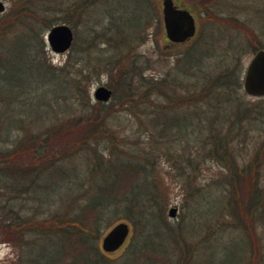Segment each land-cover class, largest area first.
<instances>
[{"label":"rangeland","instance_id":"374dc122","mask_svg":"<svg viewBox=\"0 0 264 264\" xmlns=\"http://www.w3.org/2000/svg\"><path fill=\"white\" fill-rule=\"evenodd\" d=\"M2 1L4 10L0 12V17L12 8L8 1ZM76 1L78 0H58L61 4L54 12L53 23L68 24L76 36L77 49L73 51L76 59L79 60V51L84 48V67H97L96 72L91 70L92 73L84 76L81 74L84 78L77 80L78 85L89 93L92 102L96 101L93 93L98 86H106L112 90L108 103L114 102L112 107L115 110L107 118L105 132L102 134L106 138L99 140L98 153L104 151V158L108 156L107 147L111 140L109 136L114 137L113 143H116L118 150L122 147L136 148L135 144L146 147V156L150 159L148 167L151 168L149 179L153 183L152 190L159 202L158 208H162L163 211V223L172 229L176 228V231H180L184 237L178 245H174L171 237L168 240L166 230L154 222L151 228L156 234L148 238L156 249L154 252L163 251L164 258L171 261L170 255L187 245L193 258L191 264H264L263 230L259 226L249 230V237L252 240L250 243L248 235L236 226V221L224 202L223 192L216 185L225 168L207 152L210 148L207 142L204 147L195 143L196 135L199 138L202 136L198 129L188 126L185 137H177L173 144H166V146L170 145L168 151L162 143L163 139L156 134L152 138L149 137L154 132V128L140 121L143 117L138 114L142 109L133 102L119 104L117 101V97L123 91L124 77L136 85L137 80H141L142 77L153 80L172 75L173 72L175 73L173 68L177 56L207 34L209 39L215 36L221 37L222 47L218 44L220 47L215 50V55L209 57L207 64H204L205 69H216V65L217 70H221L223 66L233 70L241 68L239 87L234 91L232 103L229 105H232V108L238 105L239 108L245 106L254 114L256 109H264V97L247 94L242 82L244 70L252 55L259 48H264V0H209L208 4H204L202 0H173L175 4L189 8L196 23L195 36L181 44L172 43L165 36L161 12L162 0H87L91 2L85 9L88 11L80 16L77 12L66 9ZM46 31L40 37L44 43V55L51 65L60 67L65 63L71 49L63 54L52 52L46 42ZM22 41L23 38L19 39L18 47L23 46ZM116 44L119 46L115 47ZM232 46H235V50L231 49ZM4 51L3 49L0 59L7 67V71L17 73L24 82L30 81L35 85L43 86L46 92L41 94V99H47L45 103L49 104L48 110L51 109L52 115L56 112L57 118L45 116L43 122H40L37 119L41 112L40 107L21 104V108L17 110L33 116L34 124H29L26 120V125H30V129L38 130L43 126L57 123V119L64 120L65 117L80 113L79 102L70 106L73 100H76L72 95L68 97L69 108L64 111L65 115L58 110L57 100L54 99L57 95L53 92L56 89L60 90L62 85L52 77L43 79L35 67L23 57L22 49H16L9 52L10 54ZM87 53L91 54L88 60H86ZM224 56H231L234 60L225 63ZM227 59L231 60L230 57ZM95 61L97 63H93ZM75 68L78 69L74 67L73 70ZM73 70H66L70 78L73 76ZM24 97L22 96L20 101ZM160 99L162 102V97ZM3 109L4 105L0 104V112ZM165 110L168 114L177 111L171 108ZM145 112L152 115L151 109ZM180 114L182 110L178 108L174 115L180 116ZM255 115L256 118L261 117L259 114ZM7 116L6 120L4 119L5 125L13 122L11 113ZM182 118L183 116L175 117L174 124H181ZM186 118L190 120L189 115H186ZM36 123L40 125L36 127ZM263 128L264 123L256 119L247 127L243 124V128L238 127L236 131L231 132V135H227L229 142L235 145L234 154L237 157L234 156L237 159H253L256 152L260 153L261 149L256 147L263 138ZM240 129H246L247 136ZM76 131L77 127L66 135H64L65 131L63 133L61 131V134L50 141L49 152L58 159L56 165H61H59L60 169L41 173L38 179L40 186L32 189L39 199L36 201H32L29 194L23 192L22 189L26 186L23 179L17 180L13 177L14 167L19 166L18 168L23 169L29 167L35 172L43 171L45 166L43 164L47 161L36 156V159H30V151L14 152L13 148L16 146L13 139L16 132L11 133L10 136H7L5 131L0 132V167L3 166L0 170V264H43L47 259H52L60 253L57 250L63 244L59 238L50 236L39 239L38 233L32 232L34 230L30 227L39 222L36 220L51 218L56 212L60 213L61 218H67L65 214L72 216L74 207H69L68 201L72 198L73 186L71 187L66 179H72L77 174L82 180L86 171L84 142H79L77 137L79 133ZM227 133L228 129L225 126L222 134L225 136ZM154 139L159 143L152 144L153 146L148 148V142ZM26 145L28 147L29 143ZM177 159H193V161L184 160L180 171V168L174 165L178 162ZM261 159H264V155ZM199 192L203 194L197 196ZM75 194L81 201L82 196L79 191ZM171 207L177 209L174 217L168 215V209ZM121 221L129 225L126 240L117 250L105 252L101 248L102 237L113 225ZM27 229L32 231L25 233L28 232ZM138 232L132 220H128L123 214L112 216L108 221L104 220L100 223L98 246L103 253L120 262L127 254L129 245L136 240ZM34 239L37 241L26 248L27 243ZM135 243L137 246L138 243L136 241ZM158 249L161 250L158 252ZM66 252L67 256L71 254L68 248ZM27 257L31 258L30 261H26Z\"/></svg>","mask_w":264,"mask_h":264},{"label":"trees","instance_id":"16d2710c","mask_svg":"<svg viewBox=\"0 0 264 264\" xmlns=\"http://www.w3.org/2000/svg\"><path fill=\"white\" fill-rule=\"evenodd\" d=\"M6 1L11 4L12 8L0 17V54L3 53V49L7 54L16 49H22L23 57L35 67L43 79L52 77L54 81L62 85L60 90L51 91L57 95L54 99L57 100L56 104L61 113L64 114V111L69 108L67 101L71 95L77 102L73 100L70 106L79 102L81 107L79 114L65 117L64 120L57 119V123L43 126L38 130L30 129V125H26V120L29 124H34L33 116L25 115L17 110L21 108V104L40 107L41 112L37 118L40 122H43L47 116L57 118L56 112L52 115L51 109L48 110L49 104L45 103L47 99H41V94L46 92L43 86L35 85L30 81L24 82L17 73L8 72L0 59V104L4 105V109L0 112V132L5 131L7 136L16 132L13 139L16 146L13 148L14 152L30 151L31 154L27 153L30 159H36V156L47 161L43 164L45 165L43 171L35 172L29 167L24 169L18 168L19 166L14 167L13 177L17 180L23 179L26 186L22 190L29 194L32 201L39 200L32 189L40 186L38 179L41 173L60 169L61 164L56 165L58 159L51 156L49 152L50 141L61 131V133L65 131L64 135H66L77 127L79 142H84L86 163L84 179L80 180L77 174L72 179H66V182L70 183L71 187L73 186L72 198L68 201V206L74 207L72 216L65 214L67 218H61L60 213L56 212L51 218L36 220L39 222L30 227L34 231L27 229L28 232H25L35 233L36 231L39 239L54 236L62 242L63 246L57 250L60 253L52 259H47L43 264H191L193 258L189 246H182L174 251L169 257L171 261H168L164 258L161 249H158L159 253L154 252L156 249L148 239L156 234L151 228L154 222L166 230L168 240L171 237L174 245H178L184 237L180 231H176V228L172 229L163 223V211L162 208H158L159 202L155 198L152 190L153 183L149 179L151 168L148 167L150 159L146 156V147L135 144L136 148L124 149L122 147L118 150L116 143H113L114 137L109 136L111 140L107 147L108 156L104 158V151L98 153L97 145L100 139L106 138L102 134L105 132L107 118L115 110L112 107L114 102L111 104L102 101L92 102L89 93L78 85L77 80L84 78L82 76L87 73L96 72L97 67H84V48L79 51V60L76 59L73 53L77 49L76 36L71 52L68 53L62 66L51 65L44 55V43L40 37L45 30L54 25V12L60 8L58 6L62 1ZM202 2L208 4L209 0H202ZM90 3L87 0H78L66 9L77 12L80 16L88 11L85 9ZM21 38L24 43L22 47H18ZM221 42L219 36L209 39L207 34H204L177 56L173 68L175 73L173 72L172 75L153 80L142 77L141 80H137L136 85L124 77L123 91L117 97V101L119 104L133 102L142 109L138 114L143 117L140 121L154 128V132L149 137L152 138L156 134L163 139L162 143L168 151L170 145L166 146V144H173L177 137H185L188 126L191 125L196 127L195 130L198 129L202 136L199 138L196 135L194 141L201 147H204L207 142L210 145L207 152L225 168L224 174L217 179L216 185L223 192L224 202L235 219L236 226L249 237L248 231L254 230L256 226L261 227L264 233V159H261L264 155V135L256 147L261 149L260 153L256 152L253 159H237L234 154L235 145L229 142L227 135H231V132L236 131L238 127L243 128V124L247 127L256 119L264 123V109L255 110V114L261 116L256 118L254 112L245 106L239 108L238 105L232 108L233 106L229 105L232 103L234 91L239 87L240 67L238 70L236 68L233 70V68L223 66L221 70H217L216 65V69H205L204 64H207L209 57L215 55V50L220 47L218 44L222 47ZM118 46V44L115 45V47ZM234 47L232 46L231 49ZM90 56L91 54L87 53L86 60ZM232 60H234L233 57L224 56L225 63H230ZM74 67L78 69L73 70ZM66 70H73L72 78ZM22 96L25 97L20 101ZM160 97H162V102ZM167 108L177 109V111L179 108L182 114L174 115L177 111L168 114L165 110ZM147 109L152 110V115L145 112ZM10 113L13 122L5 125L4 119L6 120L7 114ZM186 115L190 116V120H187ZM182 116V123L174 124L175 117ZM35 125L37 127L40 124ZM225 126H227L228 133L224 136L222 130ZM243 134L247 136L246 129L243 130ZM27 143H29L28 147ZM148 143V148H151L152 144L156 145L159 141L154 139ZM177 160L178 162L174 163L176 168H180L184 160L193 161V159ZM77 191L82 196L81 201L75 194ZM200 194L203 193L199 192L197 196ZM118 214H123L125 218L132 220L134 228L139 230L135 240L138 245L135 246V241L129 245L127 254L120 262L103 253L97 242L100 235V223ZM249 240L252 243L250 237ZM35 241L37 239L29 241L26 248ZM67 248L71 253L68 256ZM30 259L27 257L26 261Z\"/></svg>","mask_w":264,"mask_h":264},{"label":"water","instance_id":"95a60500","mask_svg":"<svg viewBox=\"0 0 264 264\" xmlns=\"http://www.w3.org/2000/svg\"><path fill=\"white\" fill-rule=\"evenodd\" d=\"M3 10L4 3L0 0V12ZM162 19L166 36L172 42H184L195 34L194 17L186 8L175 6L173 0H162ZM73 39L71 27L64 23L51 26L46 33L49 47L56 53L68 50ZM243 88L249 95H264V49L256 51L245 68ZM93 96L96 100L107 101L111 96V90L101 85L95 89ZM176 210V207L169 208L168 215L176 216ZM128 234V223L124 221L116 223L102 237L101 248L105 252L117 250Z\"/></svg>","mask_w":264,"mask_h":264}]
</instances>
